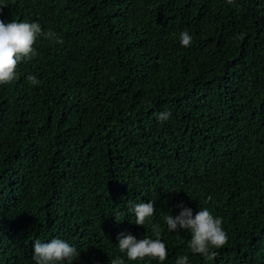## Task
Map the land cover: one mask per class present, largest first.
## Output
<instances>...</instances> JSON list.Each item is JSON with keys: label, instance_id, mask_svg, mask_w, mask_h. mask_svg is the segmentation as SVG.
<instances>
[{"label": "trees", "instance_id": "trees-1", "mask_svg": "<svg viewBox=\"0 0 264 264\" xmlns=\"http://www.w3.org/2000/svg\"><path fill=\"white\" fill-rule=\"evenodd\" d=\"M0 19L64 41L38 35L0 86V264H35V241L55 238L73 264H160L118 248L153 224L163 264H264V0H0ZM151 201L136 225L129 210ZM181 203L222 218L214 259L168 230Z\"/></svg>", "mask_w": 264, "mask_h": 264}, {"label": "clouds", "instance_id": "clouds-1", "mask_svg": "<svg viewBox=\"0 0 264 264\" xmlns=\"http://www.w3.org/2000/svg\"><path fill=\"white\" fill-rule=\"evenodd\" d=\"M229 4L233 0H227ZM38 35H45L50 41L63 44L56 33L49 30L42 31L38 22L5 23L0 19V86L12 83L17 78V68L22 62L31 61L37 52L33 45ZM243 37L241 36L240 39ZM191 36L187 31L180 34V42L183 47L191 44ZM27 80L31 85H38L40 81L36 76L28 75ZM171 117L168 111L161 112L158 116L160 121H167ZM211 200V197L208 198ZM180 213L177 216L165 215L164 221L171 232L184 229L190 232L189 249L193 254H200L206 260L215 258L216 253L211 249L222 248L228 241V235L223 230L222 218L214 217L207 208H200L194 215L191 208L183 203L177 205ZM135 217V224L144 227L146 221L156 211L155 203L141 202L134 204L129 210ZM161 227L159 224L152 225L155 239L148 235L144 239H137L130 233H120L117 237L118 248L125 253L129 261H143L145 259L158 260L160 264L168 259V249L161 240ZM78 255L76 248L62 239L55 238L47 243L35 241L33 245V260L35 264H73L74 257ZM110 264H125L120 257L110 258ZM176 264H189L187 255L178 256Z\"/></svg>", "mask_w": 264, "mask_h": 264}]
</instances>
